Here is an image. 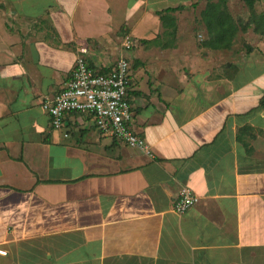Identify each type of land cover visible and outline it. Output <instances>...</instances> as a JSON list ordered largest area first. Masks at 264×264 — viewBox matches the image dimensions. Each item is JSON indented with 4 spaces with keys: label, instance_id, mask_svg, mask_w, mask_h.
Returning a JSON list of instances; mask_svg holds the SVG:
<instances>
[{
    "label": "crops",
    "instance_id": "crops-1",
    "mask_svg": "<svg viewBox=\"0 0 264 264\" xmlns=\"http://www.w3.org/2000/svg\"><path fill=\"white\" fill-rule=\"evenodd\" d=\"M188 4L0 0V264H264V72L240 78L257 48L181 49L176 32L126 57L132 127L153 157L87 114L53 128L42 108L80 48L107 70L121 30L152 40L157 11ZM184 187L198 201L178 214Z\"/></svg>",
    "mask_w": 264,
    "mask_h": 264
},
{
    "label": "built area",
    "instance_id": "built-area-1",
    "mask_svg": "<svg viewBox=\"0 0 264 264\" xmlns=\"http://www.w3.org/2000/svg\"><path fill=\"white\" fill-rule=\"evenodd\" d=\"M122 45L130 49L133 40L126 36ZM130 80V63L124 56H120L109 69L101 70L89 63L86 48H80L69 80L55 96L42 101V108L49 114L53 128H61L65 115L70 112L87 114L93 118L101 134L153 157L146 140L132 127L134 114L129 102ZM197 201L195 193L184 187L173 201L172 209L183 214ZM0 255H6V251L0 248Z\"/></svg>",
    "mask_w": 264,
    "mask_h": 264
},
{
    "label": "rangeland",
    "instance_id": "rangeland-1",
    "mask_svg": "<svg viewBox=\"0 0 264 264\" xmlns=\"http://www.w3.org/2000/svg\"><path fill=\"white\" fill-rule=\"evenodd\" d=\"M173 3H182L184 1L190 3L188 5H183L184 8L178 10L177 12V38H175L176 45L178 48L189 49L196 44L197 48L201 47V41L205 38L206 29L204 25L200 21V11L204 7L205 3L208 0H170ZM216 1V0H210ZM228 9L231 12L233 18L239 25H244L250 19V8L243 0H228ZM254 12L256 14L264 13V2H255L254 4ZM117 26L124 23V20H115ZM163 27L159 26V31L153 30L152 32L156 35H164ZM128 35V32H123L121 30L118 34L119 40L116 41L114 45L113 51L111 50V54L115 53L116 61L120 56L129 57L133 52L147 51V50H156L162 48L159 45H155L154 43H144L142 42V37L133 35H128L133 40V46L130 49H126L122 43L124 38ZM121 36V37H120ZM189 36L194 40H189ZM165 38V37H164ZM169 38V37H167ZM198 45V46H197ZM251 48L252 51L254 48L264 49V36H260L254 32L252 27H248L245 31L239 30L235 36V40L230 49H220V50H241L242 52L248 53L247 49ZM254 50L250 55V58H258L261 63L260 65H255V67L250 68L246 67V72L244 76H241V79H248L252 75V73L264 72V51L261 53L258 50ZM223 52V59H228V53ZM256 55V57H254ZM116 61H114L116 63ZM114 63V64H115Z\"/></svg>",
    "mask_w": 264,
    "mask_h": 264
},
{
    "label": "trees",
    "instance_id": "trees-1",
    "mask_svg": "<svg viewBox=\"0 0 264 264\" xmlns=\"http://www.w3.org/2000/svg\"><path fill=\"white\" fill-rule=\"evenodd\" d=\"M250 8V19L244 24L239 25L233 18L228 9V0H208L200 11V21L206 29L207 36L201 41V47L212 50L230 49L235 40V36L239 30L245 31L248 27H252L255 33L264 35V13L256 14L254 12V4L257 0H243ZM181 6L166 7L157 11L161 25L164 29L163 36H156L152 40H143L144 42H152L161 47L169 46L177 32L176 18L173 12L180 10ZM163 37H166L165 40ZM169 37V38H167ZM161 44V45H160ZM252 49L249 47L247 52ZM259 108L264 110V93L259 101ZM246 129L243 128V130ZM240 129L239 134H241ZM241 141V136L237 137Z\"/></svg>",
    "mask_w": 264,
    "mask_h": 264
}]
</instances>
